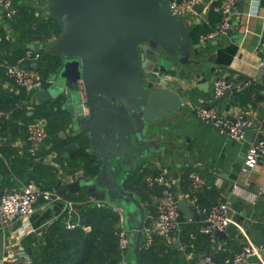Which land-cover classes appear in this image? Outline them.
<instances>
[{
    "label": "crops",
    "instance_id": "obj_1",
    "mask_svg": "<svg viewBox=\"0 0 264 264\" xmlns=\"http://www.w3.org/2000/svg\"><path fill=\"white\" fill-rule=\"evenodd\" d=\"M222 1L205 0V6L212 8ZM15 3L19 7L31 10L38 22L48 17L45 14V0H16ZM204 8L200 13L195 12L190 15L188 22L191 33L195 25L209 26V31L214 26L213 15H217L211 9L206 12ZM8 28L14 39L15 31L10 24ZM57 38L48 41L37 38L33 42L50 43ZM33 42H29L28 45ZM189 53L186 64L180 63L181 54L172 58L175 69L168 71L164 79L167 85H172L181 96L188 95L189 103L152 126L146 139L147 143L156 140L157 148L154 147L145 159L136 157L132 165L124 166L120 180H125L126 183L141 167L147 169L149 176L165 173L170 188L179 202L181 200L190 202L191 219L187 220L181 211L180 230L173 235L172 242L167 243L168 248L163 253V256L170 260L169 264H194L206 253L212 254L217 259L224 258L221 256H230L240 250L244 244H250L259 251L253 263L264 264V159L254 170H250L245 165L250 146L260 138L259 127L264 126V73L260 74V60L264 56V0H240L236 7L232 29L208 43H200L199 39L194 43L192 39ZM178 69H181L179 77L175 75ZM217 79H225L229 87L223 97L214 100L213 90ZM20 91L11 78L0 73V104L3 106L0 107V111L4 113L10 111L9 102L11 99L16 100ZM40 91L34 94L27 92L31 103L26 111L29 117L34 115L33 105L43 103L38 99ZM212 104L224 114L231 116L244 114L247 117L249 125L245 128L243 139L234 140L222 136L211 125L197 117V110L201 106ZM7 116L14 124L15 119L13 120L12 115L8 113ZM17 116L20 121L24 119L21 114ZM44 123L46 124L45 121ZM14 129L9 122L0 124V152L2 156L21 159L23 164L29 165L23 171V167L19 164L16 174L7 172L4 174L3 167L0 166V196L27 184L29 172L34 173V170H38L35 175L41 178L40 183H37L32 175L29 176L30 181L40 190L56 193L60 196V200H46L40 197L35 204V213L4 233V251L0 252V257H6L8 249H14L18 255L17 228L25 224L26 227L35 230L32 234L34 237H39L43 241L41 236L43 229L67 212V203L73 202L76 210L78 203L72 198L89 195L87 190L72 192L67 187L69 183L85 178L83 171L75 170L74 160L79 159L77 145L86 143L88 145L86 147H89L88 136L69 125L59 132L58 139L48 138L45 143L36 147L28 142L24 133H17L13 131ZM134 143L139 147L146 144ZM86 152L89 153L87 148ZM98 162L100 163L99 160ZM132 166L135 167L134 171L128 179H125L124 171ZM193 173L205 177L212 186L203 191L202 203H194L192 200L193 188L190 175ZM155 186L159 191L153 188L155 194L151 195V204L147 205L154 207L155 214L158 215L157 201L162 195V187ZM100 191L106 193L107 189L103 187ZM90 197L91 200L95 199ZM213 197L220 199V203L228 200L231 202L232 222L224 231L225 235L221 237L216 235L211 246L208 247L209 250L189 247V238L193 237L192 232L205 223L208 214L207 205ZM136 198L144 207L146 220L151 217L152 221L148 228L145 221L143 234L140 237L139 256L135 246H130L127 262L149 264L142 261L141 250L144 246L154 245L150 229L156 215L153 216L149 207H146L137 194ZM101 200L111 203L121 211L122 227L128 230L130 241L136 242L141 224L139 210L131 203L126 217L123 208L117 202L112 203L108 198ZM84 228L91 229L90 226ZM28 236L23 238L21 244L27 252L30 250L24 247V241ZM154 247L158 251L159 243L157 242ZM222 261L223 259L216 260V263ZM14 264H25V262L20 259Z\"/></svg>",
    "mask_w": 264,
    "mask_h": 264
},
{
    "label": "water",
    "instance_id": "obj_2",
    "mask_svg": "<svg viewBox=\"0 0 264 264\" xmlns=\"http://www.w3.org/2000/svg\"><path fill=\"white\" fill-rule=\"evenodd\" d=\"M173 1L48 0L45 14L58 22L62 34L50 43L28 45L35 53L61 61L41 89L39 101L65 111L73 128L89 137L87 150L101 163L98 175L69 183L68 189L117 202L126 217L132 203L141 217L139 238L130 243L138 256L146 216L136 193L127 191L125 180H120L123 167L157 148L156 140L146 139L152 126L190 101L164 80L175 69L172 58L181 54L180 63L188 62L192 43L190 15H174ZM134 142L146 144L139 147ZM134 169L124 171L125 179ZM103 187L106 193L100 191ZM179 207L190 220V202L181 200Z\"/></svg>",
    "mask_w": 264,
    "mask_h": 264
},
{
    "label": "trees",
    "instance_id": "obj_3",
    "mask_svg": "<svg viewBox=\"0 0 264 264\" xmlns=\"http://www.w3.org/2000/svg\"><path fill=\"white\" fill-rule=\"evenodd\" d=\"M15 2L16 0L14 3ZM15 5L18 7V14L9 24L15 31L16 37L13 39V37L10 36L9 28L4 24H0V62L7 61L9 63H15L30 50L28 48L29 42H33L37 38L48 41L62 34L60 25L53 18L47 17L41 22H38L31 10L25 7H19L17 3H15ZM215 14L217 16L213 15L214 23L221 19L218 13ZM208 31L209 26H205L204 24L195 25L192 29V39L194 43L198 42L201 34L207 33ZM37 63L38 67L36 70L42 75L45 85L50 79V76L55 73L61 65L59 59L43 54L40 55ZM25 66L34 69L32 62L26 63ZM0 73L7 75L4 68L0 69ZM18 88L21 91L16 97V100H10V111L5 112L6 116L2 119L0 124L2 122H9L11 123L12 129L15 128L13 131L17 133L22 132L26 135L27 127L30 123L44 120L49 135L48 138L54 140L58 139L59 132L71 125L69 115L61 108L56 110V105L43 101L42 104L33 105L32 110L34 111V115L29 117L26 111H28V106L31 104L29 97L30 93L28 94L24 89ZM0 107L3 106L0 104ZM8 113L12 115L13 120L15 119L16 124H12V119L7 116ZM17 114H21L24 119L20 121ZM62 144L66 145L65 143ZM77 146L81 155L78 156L79 159L74 160L75 170L83 171L85 178L90 179L95 177L100 172V163L96 156L86 152V148L88 149L86 143ZM7 161L8 163H6ZM19 164L23 167V171L27 169L29 165H26V163L23 164L21 159H11L5 155L0 157V166L3 167L4 174H6V172L9 174L18 173L17 168ZM40 165L42 164H39V166ZM37 172L38 170H34V173L30 171L29 176L32 175L31 177L36 178L35 181L40 183L41 178L35 175ZM149 175L147 169L141 167L126 181L125 187L128 190L134 191L140 197L141 201L146 204V207H149L153 216H155L154 207L147 204H151V195L153 196L155 194L153 188H156L158 191L159 189L156 186L150 187L148 185L146 178ZM29 176L27 177V183L32 182ZM205 190H192V200L194 203H202L204 196L203 191ZM72 199L74 202L78 203L76 214L71 220L78 223L77 228L69 229L67 227L68 213L65 212L62 217L43 229L41 233L43 241H41L39 237H34L33 235H29L25 239L24 247L30 250L28 253L33 264H119L122 258V251L119 246V232L122 229L123 221L121 211L116 209V207L109 202H106L103 206H98L96 200L100 199L95 198L91 200L89 195L77 196ZM219 201L220 199L213 197L207 205L208 211L213 205L219 204ZM82 221H85V223H82ZM151 221V217H148L146 220V228L150 226ZM85 226H90L91 229L86 230L84 228ZM200 229L201 226L195 228L192 232L193 237L189 238L188 246H194L196 249L200 247V249L207 251L209 250V245L211 246L216 236L211 237L203 234ZM153 239L154 245L142 247V261L149 264H169L170 260L163 256L164 251L168 248L167 242L155 234H153ZM157 242L159 243L158 251H156L154 247ZM188 250L191 249L188 248ZM235 253L227 257L221 256L224 258L218 259L210 253H206L202 256H211L214 260V264L216 260L222 259V263L216 264H233L231 260Z\"/></svg>",
    "mask_w": 264,
    "mask_h": 264
},
{
    "label": "built area",
    "instance_id": "obj_4",
    "mask_svg": "<svg viewBox=\"0 0 264 264\" xmlns=\"http://www.w3.org/2000/svg\"><path fill=\"white\" fill-rule=\"evenodd\" d=\"M240 0H223L221 4L215 5L212 8L205 6V0H174L171 3V10L174 15L182 18L187 15H192L198 7L204 8L207 12L212 10L221 16V19L214 24L212 29L207 33L199 36L200 43H208L214 41L219 36L227 34L233 27L234 17L236 15V7ZM46 8L48 0H45ZM18 14V8L13 0H0V24L9 27V22L13 21ZM12 36V33L10 34ZM40 53H35L29 50L25 55L19 58L15 63L7 61L0 62V69L4 68L6 74L14 83L24 89L28 93H37L45 88V82L42 75L36 69L27 68L25 65L28 62L35 63L40 57ZM260 66L264 68V56L260 60ZM229 84L225 79H217L214 83L213 97L214 100L224 96ZM6 114L0 111V122ZM197 117L211 125L218 134L234 140H241L245 134V128L249 125V121L244 114L227 115L218 110L215 104L201 106L197 110ZM260 138L253 143L246 155L245 165L254 170L264 159V126L259 127ZM49 135L43 120H38L30 123L27 127L26 138L29 143L39 147L46 142ZM0 157H3L0 152ZM192 188L195 191L210 189L212 186L208 180L198 173L190 175ZM146 181L150 187L160 185L162 187V195L157 201L158 215L153 220L150 233L158 235L167 243L172 242L173 235L180 230L181 225V210L179 200L170 188L169 181L165 173L157 176H148ZM43 197L46 200H60L54 192L38 189L34 182L22 185L19 189L4 193L0 199V233H5L13 229L20 221H25L32 216L35 211L37 200ZM98 206H103L105 200H96ZM67 227L75 229L78 227L77 222L71 221L76 214L74 203H67ZM117 209V208H116ZM231 202L225 201L217 205H213L207 214L205 223L201 226V233L215 237L218 232H224L232 222ZM35 233L34 229L20 226L16 230V239L18 255L14 249L6 251V257H0V264H14L22 259L25 264H33L28 252L21 246L23 238ZM129 232L125 227L119 232V246L122 251V258L119 264H128L127 252L130 249ZM259 254V251L250 244H244L232 257L233 264H254L253 259ZM194 264H214L211 256H201ZM259 264V263H256Z\"/></svg>",
    "mask_w": 264,
    "mask_h": 264
},
{
    "label": "rangeland",
    "instance_id": "obj_5",
    "mask_svg": "<svg viewBox=\"0 0 264 264\" xmlns=\"http://www.w3.org/2000/svg\"><path fill=\"white\" fill-rule=\"evenodd\" d=\"M80 152V151H79ZM81 155V153L78 154V156Z\"/></svg>",
    "mask_w": 264,
    "mask_h": 264
}]
</instances>
